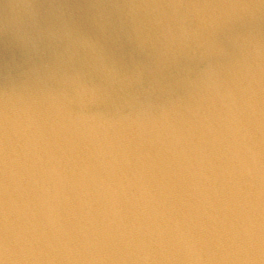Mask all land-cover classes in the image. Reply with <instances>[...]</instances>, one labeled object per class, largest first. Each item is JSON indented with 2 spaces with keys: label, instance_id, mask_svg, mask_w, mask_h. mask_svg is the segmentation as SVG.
Wrapping results in <instances>:
<instances>
[{
  "label": "water",
  "instance_id": "1",
  "mask_svg": "<svg viewBox=\"0 0 264 264\" xmlns=\"http://www.w3.org/2000/svg\"><path fill=\"white\" fill-rule=\"evenodd\" d=\"M0 264H264V0H0Z\"/></svg>",
  "mask_w": 264,
  "mask_h": 264
}]
</instances>
